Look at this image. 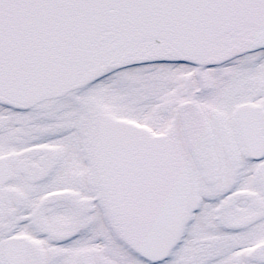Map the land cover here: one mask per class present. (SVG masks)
<instances>
[{
    "label": "snow or ice",
    "instance_id": "obj_1",
    "mask_svg": "<svg viewBox=\"0 0 264 264\" xmlns=\"http://www.w3.org/2000/svg\"><path fill=\"white\" fill-rule=\"evenodd\" d=\"M0 264H264V0H0Z\"/></svg>",
    "mask_w": 264,
    "mask_h": 264
}]
</instances>
